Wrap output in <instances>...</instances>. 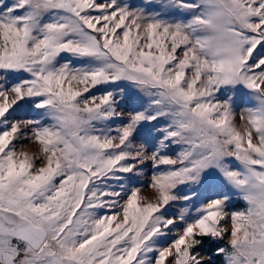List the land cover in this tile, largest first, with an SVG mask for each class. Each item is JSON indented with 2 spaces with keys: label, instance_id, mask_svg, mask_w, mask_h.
I'll return each mask as SVG.
<instances>
[{
  "label": "snow or ice",
  "instance_id": "6c2138e0",
  "mask_svg": "<svg viewBox=\"0 0 264 264\" xmlns=\"http://www.w3.org/2000/svg\"><path fill=\"white\" fill-rule=\"evenodd\" d=\"M0 264H264V0H0Z\"/></svg>",
  "mask_w": 264,
  "mask_h": 264
}]
</instances>
